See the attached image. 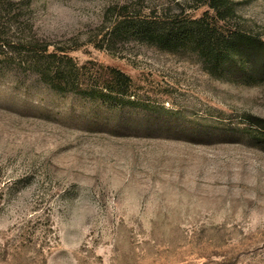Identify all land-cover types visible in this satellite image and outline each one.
<instances>
[{"label":"rangeland","instance_id":"obj_1","mask_svg":"<svg viewBox=\"0 0 264 264\" xmlns=\"http://www.w3.org/2000/svg\"><path fill=\"white\" fill-rule=\"evenodd\" d=\"M234 1L233 29L264 41V0ZM207 11L0 0V264H264V73L112 34ZM67 66L120 70L132 102L45 81Z\"/></svg>","mask_w":264,"mask_h":264},{"label":"trees","instance_id":"obj_2","mask_svg":"<svg viewBox=\"0 0 264 264\" xmlns=\"http://www.w3.org/2000/svg\"><path fill=\"white\" fill-rule=\"evenodd\" d=\"M194 1L198 7H208V11L201 18H183L182 14H178L166 17L165 21L122 22L116 26L112 34L114 37L124 38L135 36L168 50L193 49L199 57L215 65L240 64V69L246 75L255 72L264 73V41L231 26V22L237 16L235 1ZM55 57L52 54L48 56V58ZM67 68L68 70L62 71L58 67L52 78L50 74L46 75L45 81H49L53 88L63 90L64 87H69L80 95L92 98L127 99L132 102L133 82L120 70L108 68L105 77L98 78L100 83L92 84L80 81L78 76L82 69L79 67L73 66L69 69L67 66ZM251 121L264 140V119L251 117Z\"/></svg>","mask_w":264,"mask_h":264}]
</instances>
